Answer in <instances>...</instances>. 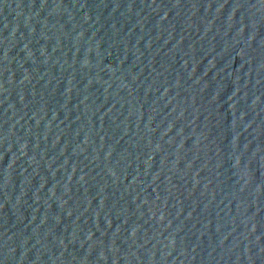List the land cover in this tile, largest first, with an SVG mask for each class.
Listing matches in <instances>:
<instances>
[{"label": "water", "instance_id": "obj_1", "mask_svg": "<svg viewBox=\"0 0 264 264\" xmlns=\"http://www.w3.org/2000/svg\"><path fill=\"white\" fill-rule=\"evenodd\" d=\"M0 264H264V0H0Z\"/></svg>", "mask_w": 264, "mask_h": 264}]
</instances>
